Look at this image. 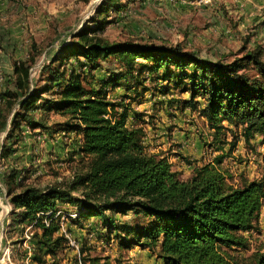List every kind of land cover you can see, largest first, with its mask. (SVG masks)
<instances>
[{
  "label": "trees",
  "instance_id": "obj_1",
  "mask_svg": "<svg viewBox=\"0 0 264 264\" xmlns=\"http://www.w3.org/2000/svg\"><path fill=\"white\" fill-rule=\"evenodd\" d=\"M122 6L121 0H101L95 26L85 24L74 34L75 39L61 42L43 61L39 73H48L46 84H38V77L32 75L37 52L13 59L11 70L1 75L0 129L7 122L9 129L0 157L18 149L17 141L25 126L50 135L80 132L79 151L86 159L67 187L18 188L22 184L18 180L20 171L2 172L1 182L12 204L10 213L40 228L32 236L38 247L33 253L36 261H43V252L51 253L55 243L67 242L62 231L57 233L59 223L54 216L57 201H67L77 206L76 220L101 217L109 231L112 227L126 240V246H157L164 264H230L227 248L249 246L244 231L256 227L264 202V175L243 177L238 184L232 182L231 173L221 166L227 140L220 134L229 129L223 123L227 121L241 125L247 144L259 135L264 145V48L256 44L240 57L224 62L200 57L180 43L110 40L100 34L104 13ZM139 57L151 61L145 67L151 74L156 73L152 81L170 79L177 69L181 71L178 75L188 79L184 90L189 96L184 105L198 108L212 130V143L222 150L211 161L195 164L187 177L173 169L165 156L147 150L144 129L128 120L129 104L107 95V85L121 84L122 78L126 89L136 88L130 76H134V62ZM103 58L108 60L104 67L107 75L97 79L91 70L101 67L99 59ZM112 58L121 63L113 65ZM245 61L255 70L253 73L242 70ZM47 108L67 119L61 125H49L35 115ZM133 114L137 116L138 112ZM228 143L229 147L235 144L231 140ZM77 190L78 195L73 194ZM128 211L153 218L144 227L130 226L126 231H132L133 238L122 236L115 216ZM45 219H49L48 224ZM249 257V264H264V240ZM90 264L106 263L95 256Z\"/></svg>",
  "mask_w": 264,
  "mask_h": 264
},
{
  "label": "rangeland",
  "instance_id": "obj_2",
  "mask_svg": "<svg viewBox=\"0 0 264 264\" xmlns=\"http://www.w3.org/2000/svg\"><path fill=\"white\" fill-rule=\"evenodd\" d=\"M100 2L0 0V80L1 75L11 70L13 59L25 57L27 52H37L36 62L31 68L32 75L38 77V84H46L48 73H39L43 61L61 42L75 39L74 34L85 24L95 26L94 18ZM121 2L123 6L120 10L110 8L104 13L105 21L100 34L110 40H147L165 45L180 43L183 48L195 50L200 57L224 62L240 57L256 44L264 48V0ZM104 14L99 17L103 18ZM99 60L101 67L91 70L97 79L107 75L104 67L108 60ZM110 60L115 66L121 63L117 58ZM150 62L141 57L135 60L134 76H130V82L136 84L135 89H126L122 78L121 84L109 83L106 92L112 100L129 104L128 120L135 121L144 129L143 141L147 150L165 156L173 169L178 170L182 177H187L195 164L211 161L222 150L216 149L212 143V130L198 108L184 105L183 101L189 96V92L184 90L188 87V79L180 77L178 74L181 71L177 69L170 79L152 81L156 73L151 74L145 67ZM242 70L248 73L255 71L246 61ZM196 99L202 102L199 96ZM133 112H138V115L134 116ZM35 115L54 127L67 119L53 108L37 111ZM223 123L229 129L220 134V138L227 140L221 166L231 173L230 180L238 184L243 177L251 179L264 175V145L259 142V135L252 137L251 143L247 144L241 134V125ZM25 128L29 129L23 126ZM8 129V122L0 129V147ZM21 134L23 136L17 141L15 154L0 157V264H90L95 256L106 264H164L157 246H126V240L118 236L112 227L109 231L108 224L101 217L76 220L77 215L73 213L77 212V206L67 201L56 203L57 233L64 227L77 247L68 240L55 243L53 253L43 252V261L34 260L33 253L38 247L32 236L40 228L10 213L12 204L1 182L2 172L19 170L18 180H22V184L18 188L21 185L67 187L74 174L83 169L86 159L79 151L80 132H57L58 140L54 142L55 136L47 131L43 139L28 136L27 141L24 136L27 131ZM229 140L235 143L233 147H229ZM79 192L73 191V194L78 195ZM115 216L122 236L127 238H133V232L126 231L130 226L144 227L153 219L147 215H134L131 211L116 213ZM45 222L48 224L49 219ZM244 234L249 246L227 248L231 256L230 264H249V255L264 240V202L256 218V227L244 231Z\"/></svg>",
  "mask_w": 264,
  "mask_h": 264
},
{
  "label": "crops",
  "instance_id": "obj_3",
  "mask_svg": "<svg viewBox=\"0 0 264 264\" xmlns=\"http://www.w3.org/2000/svg\"><path fill=\"white\" fill-rule=\"evenodd\" d=\"M0 86H1V80H0ZM24 132L25 131H27V135L26 134H24V136L26 137V140L25 141H27V139H28V136H31V139H33L34 137H37V138H41V139H43V133H45V131L44 130H39V129H35V130H31L30 128L29 129H24L23 130ZM40 131V132H39ZM54 140H53V142L56 140H58V136L56 135V133L54 134ZM51 139H53V138H49V140H51ZM48 140V141H49ZM81 140H82V136L80 135V139H79V141H80V143H81ZM35 142V140H32V142ZM38 142V140H36V143ZM17 151V150H16ZM15 151V152H16ZM15 152H14V154H15Z\"/></svg>",
  "mask_w": 264,
  "mask_h": 264
},
{
  "label": "built area",
  "instance_id": "obj_4",
  "mask_svg": "<svg viewBox=\"0 0 264 264\" xmlns=\"http://www.w3.org/2000/svg\"><path fill=\"white\" fill-rule=\"evenodd\" d=\"M43 134H44V133H43ZM49 212H50V211H49ZM73 215L76 216V215H77V212H74ZM62 232L68 237V243H70L71 245L77 247V244H76L75 240H74L73 238H71V237L67 234V232H66V230H65L64 227H62Z\"/></svg>",
  "mask_w": 264,
  "mask_h": 264
}]
</instances>
